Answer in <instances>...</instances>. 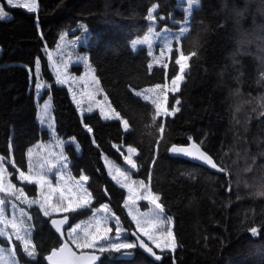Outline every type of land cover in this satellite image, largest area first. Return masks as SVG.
<instances>
[{
	"label": "trees",
	"instance_id": "trees-1",
	"mask_svg": "<svg viewBox=\"0 0 264 264\" xmlns=\"http://www.w3.org/2000/svg\"><path fill=\"white\" fill-rule=\"evenodd\" d=\"M0 1L11 15L0 19V229L11 236L0 237V264H48L46 257L62 244L40 209L38 187L18 178L29 172L32 151L50 138L38 121L37 63L51 85L42 100L52 99L58 137L74 139L81 149L65 146L71 174L88 177L93 198L91 207L69 214L72 225L108 204L135 231L124 206L127 192L104 160L123 166L120 145L137 150L133 177L150 183L173 221L177 247L161 253L160 262L136 247L132 259L103 252L101 264H264V0H200L182 44L189 70L180 92L169 94V109L178 99L180 110L166 118L134 91L175 78L177 54L168 68L151 69L147 49L134 51L130 43L148 32L155 5L166 18L163 25L183 21L178 0H37L38 13ZM81 24L91 36L80 51L128 131L98 111L81 116L68 89L55 82L47 50ZM192 141L224 169L222 175L170 156L173 145ZM16 189L23 194L6 195ZM141 209L149 205L142 202ZM26 230L34 257L16 239Z\"/></svg>",
	"mask_w": 264,
	"mask_h": 264
},
{
	"label": "rangeland",
	"instance_id": "rangeland-1",
	"mask_svg": "<svg viewBox=\"0 0 264 264\" xmlns=\"http://www.w3.org/2000/svg\"><path fill=\"white\" fill-rule=\"evenodd\" d=\"M6 4H8L7 0H4ZM37 0H13L14 4H19L25 10H28L27 5H35V11L38 9ZM9 5V4H8ZM11 6V5H9ZM201 6V2L199 0L198 4H193L191 6V10L188 7V0H178V9L184 13V20L183 21H175L170 19V25H176V28H172L170 25H163L166 21L165 16L159 14V8L157 5L153 6L149 13L152 14L154 17L153 20H148L150 24V28L148 32L141 38H136L133 40L130 45L135 43L137 40L143 41L145 37L148 38V42L143 44H137L134 51H138L141 48H146L148 54L150 56V64L151 69L159 66V67H166L168 68L169 63L171 61V57L173 53L177 54V59L180 57L182 52V44L183 40L190 34L191 31V22L193 18V14L196 10H198ZM14 7V6H12ZM0 8H3L2 1H0ZM155 8V11L152 12V9ZM5 10V9H4ZM6 18L2 20H7L11 18V15L7 12ZM172 17V16H171ZM187 28V31L183 32V36L178 38L177 32L183 31ZM91 36L90 30L84 26L83 24L79 25L77 28L64 33L59 40V43L54 50H47V56L50 61V67L52 73L55 78V82L60 85L64 86L68 89L79 113L81 116L85 114L92 113L94 111H98L101 114L103 111L104 115H101L105 119V115L108 116V119L105 120H118L121 122L125 131L129 130V126L127 122L121 118V116L114 110L112 105L110 104L108 97L104 90L102 89L100 82L95 74L94 68L92 67L89 57L86 53H82L80 51L81 47H85L89 38ZM169 42H171V51L168 50ZM133 49V47H132ZM1 53V49H0ZM184 55V54H183ZM185 57H188L184 55ZM189 60L186 61V67L184 68L183 73L180 72V68L178 65V74L182 75L183 79L179 82L180 89L182 84L185 82V76L189 70ZM183 62V61H182ZM79 69V72L75 69ZM37 86H36V104L38 107V121L40 126L43 130H47L49 132V140L43 142L38 148L32 151L31 153V162H30V170L28 173H24L22 171L19 172L18 178L21 182H27L24 177H29L33 181L39 180L40 177H45L49 183H45L43 186L39 183H29L35 184L38 187V195H39V206L42 202H44L45 197L50 195V204L55 205L57 200L60 197V193L63 192L65 197L71 198L75 202H80L82 199H88L90 201V206L88 207H79L76 208L75 211L70 212H56L51 211L49 216H45L43 209H41L43 215L47 218H51L54 216H63L66 214H70L72 212H76L82 210L84 208L91 207L93 198L92 195L87 187L88 180L86 182L82 181L83 188L79 189L76 186V181L80 180V178H75L72 176L70 171L71 162L65 152V146L69 143L74 144L76 150L80 153L81 149L79 145L76 143L74 139H62L58 137L56 133V126H55V119H54V108L52 104L51 97H47L45 100H42L43 93L50 88V84L46 83L42 77L40 63H37ZM174 79V78H173ZM64 80L65 83L61 84L58 81ZM96 81L99 83L97 84ZM172 80H167L164 85H167V90L164 88V85H157L153 87H148L142 90H136L134 93L140 97L143 101L151 103L155 109L156 104L153 103V100L159 97L160 106L159 109H156L158 116L163 118L166 117H173L177 114L180 110V103L174 105V109H169V94H178V92H173L171 89L174 87L171 84ZM159 86V87H158ZM165 95L167 96V101L165 102ZM75 97V99L73 98ZM77 101H79V106H77ZM99 101L100 103L97 104L96 102ZM47 105V108L45 107ZM91 107L93 110L88 112L87 109ZM166 109L168 112L173 113L169 116H164ZM176 109H179L176 111ZM113 113L118 114L119 118L116 119L113 117ZM118 150L124 157V165L119 166L114 161L109 159H104L106 168L108 170L109 175L111 178L116 182L117 185L121 187V184L127 185V187H122L127 192V197L125 204L128 207H125L128 215L129 211L132 212V215L136 216V220L132 219V215H129L131 221L134 224L135 231L138 232L150 245H152L159 253H164L169 251L167 248L163 252H161L160 248H157L155 244L147 237L143 236L137 230V222L140 224L146 225V229L148 231L153 232L156 237L158 238L161 244H164L165 238L160 235L161 231L167 232L171 230L173 236V221L172 219L167 216L165 211L161 213L155 206L147 199H136L135 204L129 200V188L132 189V194H138L140 196H146V193L143 189L140 188V179H136L133 177V173L137 171V167L135 169L131 168V166L127 163V157L129 156V151L131 147L128 146H117ZM138 152L134 149V153L131 154V159L135 162V157L137 156ZM136 163V162H135ZM121 172H124L130 177L129 179H125L123 176L120 175ZM20 173H24V177H21ZM63 177V179H61ZM119 181V182H118ZM134 181L135 183H132ZM145 185L151 190V185L149 182L143 181ZM84 189H87V192L90 194L89 196L85 197L83 192ZM152 191V190H151ZM153 193V192H152ZM146 202L149 205V209L142 210L141 203ZM159 202V201H158ZM160 203V202H159ZM107 205V210L104 209V206ZM125 206V205H124ZM159 216L166 223L163 226V229L159 227H153L151 224H146V221H154L155 218ZM105 218L107 220V227L112 229L111 233L108 234L107 241H99L97 244V248H84L80 249L73 245V247L78 251H93L99 252L98 247L103 245L106 247L105 252H114V253H133L134 249H121L120 251H116L110 247L113 243H127V242H136L131 235V232L127 230L120 218L113 212L111 207L108 204H104L97 209H94L91 216L86 219L80 220L72 225L75 227L77 225H81L82 227H89L90 231L92 227H94V222L96 220L100 221L101 230L105 225ZM170 221V223H169ZM117 223L119 224V228L121 229L120 232V239H116V229ZM71 227V228H72ZM70 229L67 230L69 232ZM78 235H82V233H78ZM68 238V236H67ZM69 240V238H68ZM70 241V240H69ZM100 253V252H99Z\"/></svg>",
	"mask_w": 264,
	"mask_h": 264
},
{
	"label": "snow or ice",
	"instance_id": "snow-or-ice-1",
	"mask_svg": "<svg viewBox=\"0 0 264 264\" xmlns=\"http://www.w3.org/2000/svg\"><path fill=\"white\" fill-rule=\"evenodd\" d=\"M8 4L14 7H19L22 5L19 4H14L13 0H7ZM199 0H188V7L189 10H191V6L193 4H198ZM28 10L29 11H35V5H27ZM155 11V8L152 9V12ZM7 12L3 9L0 8V19H4L7 16ZM154 17L152 16L151 13L148 14V20H153ZM187 31V28H185L183 31L181 32H177V36L178 38L183 36V32ZM148 42V38L145 37V39L143 41L141 40H137L135 41V43L132 45L133 50H135V47L137 44H143ZM168 50L171 51V42H169L168 45ZM191 55H195V53H191ZM191 57H185L183 54L180 55V57L178 59L175 60V64L179 65L180 68V72L183 73L184 68L186 67V61L188 59H190ZM183 61V62H182ZM149 67H151V65H149ZM183 79L182 75H175V78L172 79L171 84L174 86L171 90L173 92H178L180 89V84L179 82ZM59 83L63 84L65 83L64 80H59ZM96 83L98 84L99 82L96 81ZM159 87V86H158ZM164 88L167 90L168 86L164 85ZM75 99V97H73ZM165 102L167 101V96L165 95ZM79 101H77V106H79ZM97 104H99L100 102L97 101ZM153 103L156 104V109H159L160 106V101H159V97H157L156 99L153 100ZM180 101L177 99L175 100V104H179ZM45 107L47 108V105H45ZM93 109L91 107H89L87 109L88 112H91ZM179 109H176V111H178ZM173 113H170L167 111L165 112L164 116H169L172 115ZM101 115H104L103 111H101ZM113 117L118 119L119 116L116 113H113ZM109 117L105 115V119H108ZM89 132L92 131L91 128L88 129ZM173 152H178L175 150H172ZM129 153V156L127 157V163L131 166V168L135 169L137 167L136 163L131 159V154L134 153V147H131V149L129 151H127ZM179 152H182L184 155L186 156H191V157H195L198 160H201L204 162V164L209 165L208 162L204 159V152H201L199 147L196 144L192 145L191 149H185V148H180ZM2 157H0V161H2ZM3 172V165L2 163H0V173ZM21 177H24V173H20ZM121 176H123L125 179H129L130 177H128V175L124 172L120 173ZM24 179L29 182V183H39L41 184V186H43L45 183H49L50 182L47 181V179L45 177H40L39 180L33 181L31 178L29 177H24ZM61 179H63V177H61ZM88 180L87 176H82L80 178V180L76 181V186L79 189L83 188V183L82 181L86 182ZM119 182V181H118ZM132 183H135L134 181H132ZM121 187H127V185L121 184ZM140 188L143 189V191L146 193V196H140L138 194H135V198H134V194H132V189L129 188V200L132 201L133 204H135L136 199H147L149 200L156 209H158L161 213H163L164 211V207L161 203H159L158 201H160V196L159 195H155L152 193V191L148 188L147 185L144 184L143 181H140ZM5 191V189L0 186V192ZM16 193H20L21 195L23 194V190L22 189H16L15 192H8L6 193V195H16ZM84 196L87 197L90 194L87 192V189H84L83 192ZM17 199H19V196H17ZM35 201H27V203L29 204V206H31L32 203H34ZM5 203V201L3 199H0V205H3ZM90 206V201L88 199H82L80 202H75L74 205V201L71 198L65 197L63 192L60 193V197L57 200V203L55 205L50 204V195L48 197H45L44 202H42L40 204L41 209H43L44 215L45 216H49L51 214V211H56V212H70V211H75L76 208L79 207H88ZM125 207H128L127 204H125ZM104 209L107 210V205L104 206ZM22 211V215L23 210ZM0 215H2V212H0ZM129 215H132V212L129 211ZM68 217L65 216L63 220H56V219H52L51 220V225L55 228V231L58 233H61V235H64V232L62 230V225L67 221ZM132 219L136 220V216L132 215ZM12 228L15 231L16 229V222L15 220H13L12 222ZM166 223L165 220H163L161 217L157 216L155 218L154 221H146V224H151L153 227H159L161 228V230L163 229L164 224ZM170 223V221H169ZM7 226V225H6ZM137 230L143 235V236H147L153 244H155V246L157 248L161 249V252H163L165 250V248H167L170 252H175L176 247H177V243L175 240V237L173 236L171 230L164 232L163 230L161 231L160 235L162 237L165 238V243L161 244L158 240V238L156 237V235L151 232L148 231L146 229V225L144 224H140L139 222H137ZM112 229L110 227H107V220L105 218V225L103 227V229L101 230L100 227V221L96 220L94 222V227H92V230L90 231L89 227H82L81 225H77L75 227H72L71 230L69 232H67V236L70 240V242L72 244H75V246L77 248L80 249H84V248H97V244L99 241L103 240V241H107L108 240V234L111 233ZM120 232L121 229L119 228V224L117 223V229H116V239L119 240L120 239ZM253 234H255L256 229L253 228L252 229ZM78 233H82V235H78ZM132 235H136L135 232L132 233ZM28 236V232L27 230L25 231V235H20L19 232H16V239L21 241V243L24 246V251L27 252V254L29 256L34 257L35 256V246L31 245L30 239L26 238ZM0 237H8V239H11V236L4 230V229H0ZM137 242H127V243H113L110 245V247L112 249H115L116 251H120L121 249H133L137 246H139L140 248L144 249L146 252H148L149 254H151L155 261H161L163 259V257L161 255H157L154 251L152 247H149L147 243H145V241L143 239H140V236H137ZM66 249H68V243L65 242L58 250H53L51 252L50 255L47 256V260L49 262H51V264H59V261L54 259L56 257H58V253H63ZM107 249L105 246L100 245L98 247V251L100 253L105 252ZM75 257V254H72ZM87 259H89L90 261L94 262L95 260L98 259L97 256L92 255L91 257H88Z\"/></svg>",
	"mask_w": 264,
	"mask_h": 264
},
{
	"label": "water",
	"instance_id": "water-1",
	"mask_svg": "<svg viewBox=\"0 0 264 264\" xmlns=\"http://www.w3.org/2000/svg\"><path fill=\"white\" fill-rule=\"evenodd\" d=\"M38 11H39V5H38V9H37L36 13H38ZM85 128L88 131L89 127H85ZM89 133H91V132H89ZM193 144H196L199 147L200 151L204 152V159L208 162L209 165L204 164L203 161L198 160L195 157L186 156L182 152H179L180 148L191 149ZM172 150H175V151H178V152H173ZM169 153H170V156L173 157V158L183 159V160L189 161V162H191L193 164H196V165H199L201 167H204V168L210 170L211 172H213L215 174L222 175L224 173V169L221 166H219L217 164V162L215 161V159H213V157L207 151H205V149L197 142L192 141L190 144H187V145H180V144L173 145L169 149ZM65 216H67L68 219L61 226L62 230L64 232V235H61V233H58V232L55 231V228L51 225V220L52 219L63 220ZM50 225H51L52 229L59 235V237L62 240V244L58 248H56L54 250H58L65 242L68 243V249H66L63 253H58V257L54 258V259L59 261V264H101V260L103 258L102 253L93 252V251H78V250H76L73 247V245L68 240V238H67V230L72 227L71 217H70L69 214H66V215H63V216L51 217L50 218ZM133 232H135L136 235H132ZM131 235H132V237L134 238V240L137 243H138L137 236H140V239H143L145 241V243L148 244L149 247H152L153 251L157 255H161L163 257V255L161 253H159L152 245H150L138 232L131 231ZM137 247L146 256H148L150 259L155 261L154 257L151 254H149L148 252H146L144 249L140 248L139 246H137ZM73 253L75 254V257L72 255ZM92 255H95V256L98 257V259L95 260L94 262H92L89 259H87L88 257H91ZM125 257L128 258V259H132L134 257V253H126ZM46 259H47V257H46ZM47 262H48V264H51V262H49L48 260H47ZM155 262H160V261H155Z\"/></svg>",
	"mask_w": 264,
	"mask_h": 264
},
{
	"label": "crops",
	"instance_id": "crops-1",
	"mask_svg": "<svg viewBox=\"0 0 264 264\" xmlns=\"http://www.w3.org/2000/svg\"><path fill=\"white\" fill-rule=\"evenodd\" d=\"M10 18H8L7 20H9Z\"/></svg>",
	"mask_w": 264,
	"mask_h": 264
}]
</instances>
